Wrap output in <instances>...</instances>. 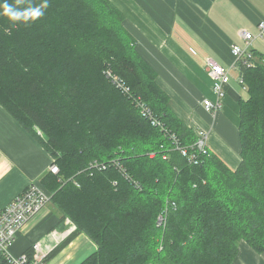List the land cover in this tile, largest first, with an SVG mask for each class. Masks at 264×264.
<instances>
[{
  "label": "trees",
  "instance_id": "obj_1",
  "mask_svg": "<svg viewBox=\"0 0 264 264\" xmlns=\"http://www.w3.org/2000/svg\"><path fill=\"white\" fill-rule=\"evenodd\" d=\"M5 2L21 20L3 14ZM124 21L111 0H0V105L55 159L59 174L40 181L76 226L43 263L80 233L97 245L81 264H233L243 240L263 253L264 53L238 63L239 166L211 151L193 164L173 136L192 152L196 129Z\"/></svg>",
  "mask_w": 264,
  "mask_h": 264
},
{
  "label": "crops",
  "instance_id": "obj_2",
  "mask_svg": "<svg viewBox=\"0 0 264 264\" xmlns=\"http://www.w3.org/2000/svg\"><path fill=\"white\" fill-rule=\"evenodd\" d=\"M111 1L125 14L124 24L136 37L139 52L157 71V82L170 95L172 109L188 125L205 132L211 152L235 170L241 162L239 101L247 93L234 68L224 108L208 111L204 100L215 95L205 60L213 56L232 68V46L245 45L242 30L258 31V23L264 20V0ZM252 49L264 53V38L255 39ZM51 160L42 144L0 105V211L31 181L41 180ZM61 217L50 201L19 232L11 253L20 256L34 251L36 244L43 254L50 253L74 230L75 224ZM96 250L89 236L80 233L44 264H81ZM233 264H264V252L243 240Z\"/></svg>",
  "mask_w": 264,
  "mask_h": 264
},
{
  "label": "built area",
  "instance_id": "obj_3",
  "mask_svg": "<svg viewBox=\"0 0 264 264\" xmlns=\"http://www.w3.org/2000/svg\"><path fill=\"white\" fill-rule=\"evenodd\" d=\"M257 27L258 31L256 33L246 30L240 32L245 45L234 44L232 46V54L235 58L232 68L225 67L213 56L206 58L205 65L213 80L212 88L215 95L214 99L207 98L204 100V106L208 111H220L224 108L227 94L226 87L231 82L232 69H238L240 72L238 65L240 61L252 64L251 59L254 58L253 41L257 38H264V20H261ZM115 81L119 87L123 88L124 92L129 91V88L125 87L117 77H115ZM239 81L240 84L244 83L241 76L239 77ZM136 104L140 107L142 114L153 125L162 126L160 119L156 117L152 109L144 101L137 98ZM38 132L40 133V131ZM196 132L197 140L191 146L193 148L192 152H190L189 147L181 145L174 136L173 141L176 143L175 149H178L183 156L187 157L190 163L199 164L201 162V155L209 154L210 149L207 143V134L199 130H196ZM150 155L154 156L155 153L152 152ZM164 158H167V156L164 155ZM95 164L99 165L98 162ZM49 171L54 174H59L60 172V168L54 158H52L49 165ZM50 198L51 195L42 186L41 181L33 180L21 194L16 196L12 202L0 211V257L3 256L9 264H44L43 259L46 255L41 252L39 244L34 246L32 255L25 252L20 256H15L11 253V247L19 232L24 229L35 215L46 207L50 202ZM163 221L164 217L160 216L159 223Z\"/></svg>",
  "mask_w": 264,
  "mask_h": 264
},
{
  "label": "clouds",
  "instance_id": "obj_4",
  "mask_svg": "<svg viewBox=\"0 0 264 264\" xmlns=\"http://www.w3.org/2000/svg\"><path fill=\"white\" fill-rule=\"evenodd\" d=\"M44 7H47V4L44 5ZM3 14L7 15L11 20L13 21H19L21 20L20 14L14 12L12 10V7L8 5L6 2L3 4ZM28 19H26L25 22L31 18L32 20H35L36 18L43 15V11H41L39 8L29 11L28 13L24 14Z\"/></svg>",
  "mask_w": 264,
  "mask_h": 264
},
{
  "label": "rangeland",
  "instance_id": "obj_5",
  "mask_svg": "<svg viewBox=\"0 0 264 264\" xmlns=\"http://www.w3.org/2000/svg\"><path fill=\"white\" fill-rule=\"evenodd\" d=\"M242 88H243V90L247 93V87H246V84H245V83L242 84ZM210 151H211V150H210Z\"/></svg>",
  "mask_w": 264,
  "mask_h": 264
},
{
  "label": "bare ground",
  "instance_id": "obj_6",
  "mask_svg": "<svg viewBox=\"0 0 264 264\" xmlns=\"http://www.w3.org/2000/svg\"><path fill=\"white\" fill-rule=\"evenodd\" d=\"M194 164V163H193ZM76 226H74V229H75Z\"/></svg>",
  "mask_w": 264,
  "mask_h": 264
}]
</instances>
